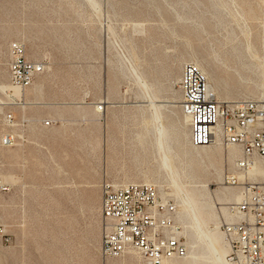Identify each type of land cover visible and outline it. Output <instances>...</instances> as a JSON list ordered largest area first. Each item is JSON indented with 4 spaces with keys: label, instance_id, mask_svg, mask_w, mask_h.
I'll return each mask as SVG.
<instances>
[{
    "label": "rangeland",
    "instance_id": "1",
    "mask_svg": "<svg viewBox=\"0 0 264 264\" xmlns=\"http://www.w3.org/2000/svg\"><path fill=\"white\" fill-rule=\"evenodd\" d=\"M14 40L46 66L24 107L1 87ZM187 61L221 100L264 98V0H0V264H103V186L133 182L179 205L188 254L167 264H224L208 232L219 221L226 258L239 193L224 175L239 152L192 145ZM10 111L29 120L11 126ZM9 131L18 138L5 145ZM228 190L235 199L223 200Z\"/></svg>",
    "mask_w": 264,
    "mask_h": 264
},
{
    "label": "built area",
    "instance_id": "2",
    "mask_svg": "<svg viewBox=\"0 0 264 264\" xmlns=\"http://www.w3.org/2000/svg\"><path fill=\"white\" fill-rule=\"evenodd\" d=\"M8 74L11 87L26 91L46 66L27 56V47L21 40L8 45ZM179 87L180 107L188 117L191 142L196 146L219 142L234 147L238 155L224 178L236 187L239 199L228 203L233 218L223 224L230 245L228 260L236 264H264V177H249L258 159H264V98L221 100L209 89L204 70L195 62H186L181 71ZM18 106L24 107L26 98L16 95L13 88L4 91ZM102 105L98 109H102ZM11 126L28 121L14 112L4 114ZM48 126L50 118H43ZM18 138L7 132L2 143L11 145ZM0 186L6 182L0 179ZM101 212L105 221L101 243L103 264H162L188 253V243L176 220L174 203L162 197L152 182L113 186L106 183L102 189ZM136 253L140 263L130 256Z\"/></svg>",
    "mask_w": 264,
    "mask_h": 264
},
{
    "label": "bare ground",
    "instance_id": "3",
    "mask_svg": "<svg viewBox=\"0 0 264 264\" xmlns=\"http://www.w3.org/2000/svg\"><path fill=\"white\" fill-rule=\"evenodd\" d=\"M249 35V34H248ZM247 35V36H248ZM250 36V35H249ZM251 44H250V42H248V47L250 46ZM187 62H189V61H187ZM192 62H194V61H192ZM186 63V62H185ZM184 63V64H185ZM195 63H197V62H195ZM183 64V65H184ZM198 64V63H197ZM199 65V64H198ZM200 66V65H199ZM183 67V66H182ZM201 67V66H200ZM202 68V67H201ZM203 69V68H202ZM205 72V71H204ZM206 73V72H205ZM206 76H207V74H206ZM138 78H140V77H138ZM207 79H208V76H207ZM143 81V80H142ZM144 83V82H143ZM142 83V84H143ZM146 85H148V83H146ZM208 86H209V89L210 90H212L213 92H214V90H213V86L209 83V79H208ZM1 87H3V89H2V91H5L6 89H8V88H13V90H14V93L16 94V95H24L25 96V91H22V90H20L18 87H11L10 86V84H8V85H6V86H4V85H1ZM148 88V87H147ZM146 89V88H145ZM215 93V92H214ZM216 94V93H215ZM160 105V104H159ZM182 110V109H181ZM183 112V111H182ZM183 114H184V112H183ZM185 115V114H184ZM186 116V115H185ZM186 118L188 119V117L186 116ZM188 123H189V121H188ZM190 126V125H189ZM161 129V128H160ZM164 131H165V129L162 127V129H161V133H160V137H164ZM190 141H191V138H190ZM192 143V142H191ZM217 144H222L221 142H219V143H217ZM217 144H215V145H217ZM192 145H194L193 143H192ZM194 146H196V145H194ZM205 146H210V145H205ZM205 146H201V147H205ZM227 148H230V150L228 151V155L230 156V157H234L235 156V152H236V148H234V147H227ZM219 154L222 156H224V150H220L219 151ZM170 167H172L171 165H170ZM259 167H261V171L259 172ZM226 174L227 173H225V175H224V178H225V176H226ZM249 177H251V178H257V179H260V178H263L264 177V159H258L257 161H256V163L253 165V167L251 168V170H250V172H249ZM124 185H126V184H124ZM113 186H121L120 184H117V183H113ZM228 186H230V187H233V186H231V185H228ZM160 192H161V195H162V197H165L166 196V193L165 192H163L162 190H160ZM236 193L235 192H233V191H225V192H223V196H222V198H223V200H230V199H235V197H236ZM190 197H191V199L194 201V202H196L197 200L195 199V197H194V194H191L190 195ZM239 199V198H238ZM231 202V201H230ZM176 206H178L179 207V205L178 204H176ZM209 206V204L207 203V202H202V204H201V210H202V212L204 211V210H206L207 209V207ZM178 207H177V212H176V215H175V218H176V220L181 224V222L179 221V219H178V215L180 214V208L178 209ZM229 207V206H228ZM208 215H211L213 218H217L218 216H217V213H216V211L215 210H212V212H209L208 213ZM201 218H202V220L204 219L202 216H201ZM215 223L217 224V227H216V231H209L208 232V235H209V239H210V241L214 244V246L216 247V246H219V249L218 250H216V252L217 251H219V254L218 255H220L219 257H220V259L222 260V262L224 263V264H231V263H233V262H231L230 260H228V258H227V256H226V258H224V252H225V250H224V245H223V237H222V235L219 233V231H217L218 230V224H219V221H215ZM197 230V229H196ZM208 230V229H207ZM201 233V232H200ZM225 233V232H224ZM207 235V236H208ZM226 235V234H225ZM200 238V237H199ZM191 242L192 243H195L196 242V239L194 238V236H192L191 237ZM228 245H229V242H228ZM215 248V249H216ZM229 251H230V245H229ZM188 254V253H187ZM217 255V256H218ZM187 256V255H186ZM186 256H184V257H186ZM184 257H182V258H184ZM218 258V257H217ZM130 259L133 261V262H135V263H140V261H141V258H140V256L138 255V254H136V253H133L131 256H130ZM175 259H180V258H172V259H169V260H166L165 262H163L162 264H167V263H169V262H171L172 260H175ZM219 259V258H218ZM213 260H215V259H213ZM216 261V264H219L218 263V261H217V259L215 260ZM231 262V263H230ZM221 264V263H220ZM234 264H236V263H234Z\"/></svg>",
    "mask_w": 264,
    "mask_h": 264
}]
</instances>
